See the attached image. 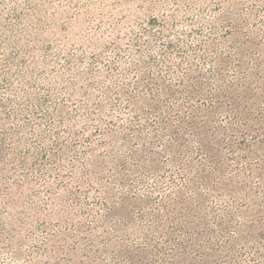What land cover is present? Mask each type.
<instances>
[{"label":"rangeland","instance_id":"374dc122","mask_svg":"<svg viewBox=\"0 0 264 264\" xmlns=\"http://www.w3.org/2000/svg\"><path fill=\"white\" fill-rule=\"evenodd\" d=\"M236 54L240 96L264 114V0H0V264H135L140 234L155 264L182 256L175 207L171 220L155 213L180 182L152 109L181 110L199 87L208 101L214 58L231 81ZM245 257L238 247L231 264H253Z\"/></svg>","mask_w":264,"mask_h":264},{"label":"trees","instance_id":"16d2710c","mask_svg":"<svg viewBox=\"0 0 264 264\" xmlns=\"http://www.w3.org/2000/svg\"><path fill=\"white\" fill-rule=\"evenodd\" d=\"M242 55L236 54L237 74L233 75L231 81L224 80L225 74L220 72L221 68L227 66V62L220 57L214 58V69L218 68L214 78L217 87L214 88V94H209L208 101L201 99L207 89L199 87L196 92L191 91L185 96L187 99L182 103L181 110L176 111L179 102H175L165 112L174 116L173 122L169 123L163 119L165 113L162 110L152 109L155 125L158 123L157 126H162L161 131L153 132V135L162 133V141L170 145L168 155L177 169L180 182L179 190L175 193L171 191L169 202L163 200L157 211H153L161 215V218L171 220L169 210L175 207L171 215L177 221H182V227L177 233L182 235V241L185 242L182 247L176 244L182 249V256L177 255L181 257L182 264H206L207 258L217 255V252L223 255L220 260L222 262L214 260V264H231L238 247L245 248L246 257L252 259L253 264H264V114H254V105L250 106L240 96L239 92L245 90L247 85ZM255 67L258 70L264 68L258 65ZM177 97L174 96L175 101ZM195 100L198 104L194 106ZM134 110H138V107ZM180 111L182 116L177 113ZM219 117L224 119L223 123L217 121ZM175 125L181 126L182 131ZM168 132L169 136H166ZM248 136L250 139H247ZM238 139L251 142L238 147ZM190 142L196 144L195 153L200 154L199 161L193 158L195 154L188 148ZM145 143L141 140L138 147H144ZM223 150L230 152L233 157L231 163L235 166H231V173L225 166ZM252 179L256 180L259 191H250L248 185ZM212 195L218 197L223 205L217 211L212 208ZM226 199L231 200L230 204L224 202ZM134 206L139 207L140 204ZM149 209L142 206L139 214L143 215ZM106 210L108 215L114 213L110 208ZM149 215L146 229L159 230L156 227L157 216ZM172 220L173 223L176 221ZM140 235L145 243L136 250V263L155 264L148 259L151 253L146 247L150 239L146 234ZM162 256L167 260L163 264H178L177 257L166 253ZM131 260H134L133 256Z\"/></svg>","mask_w":264,"mask_h":264}]
</instances>
